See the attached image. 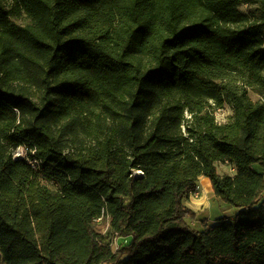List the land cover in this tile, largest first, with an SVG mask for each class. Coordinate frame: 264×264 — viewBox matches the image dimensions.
Wrapping results in <instances>:
<instances>
[{
  "label": "trees",
  "instance_id": "obj_1",
  "mask_svg": "<svg viewBox=\"0 0 264 264\" xmlns=\"http://www.w3.org/2000/svg\"><path fill=\"white\" fill-rule=\"evenodd\" d=\"M249 1L0 0V264H264V23L238 27ZM200 177L234 219L192 226Z\"/></svg>",
  "mask_w": 264,
  "mask_h": 264
},
{
  "label": "rangeland",
  "instance_id": "obj_2",
  "mask_svg": "<svg viewBox=\"0 0 264 264\" xmlns=\"http://www.w3.org/2000/svg\"><path fill=\"white\" fill-rule=\"evenodd\" d=\"M241 1V0H238ZM244 1V0H242ZM261 0H251L249 2H240L237 6V9L243 13L244 15H246L247 17V22H245L244 24H239L238 27H246L251 23H257V24H262L264 23V14L262 13V10H264V7H262V5L260 4ZM7 7H9V4H6ZM15 21V23L19 24V25H26L29 23V19L21 14L17 17H15L13 19ZM236 26L233 25L230 26V28H235ZM251 98L253 100H257L258 97L254 94H250ZM232 110L231 107L229 105H225L224 108L222 110H217L215 112V119L218 121V123H226L228 122V120L231 118L232 116ZM216 168L217 171L220 175H230L232 176L234 174V170L232 165L228 164V163H216ZM254 169L262 172V169L258 166L255 165ZM200 185V189L203 192V195L200 196L197 201H202L203 199H205V196H207V200H209V204L208 206L204 209L205 211L207 210H211L210 214H208L207 216L210 218L209 220H213L212 218L214 217V215H219L220 214V218H227V220H231L232 218L234 219L236 214L238 213V209L232 208L226 204H223L221 202H219L212 194V192L208 193L207 195L204 193L206 192V185H204L203 183H199ZM205 190H204V189ZM209 207V208H208ZM215 221V219L213 220ZM102 223V222H101ZM106 224L107 222H105L103 225H101V228H106ZM125 244L124 239L122 238H118L117 239V245L118 247L123 246Z\"/></svg>",
  "mask_w": 264,
  "mask_h": 264
},
{
  "label": "crops",
  "instance_id": "obj_3",
  "mask_svg": "<svg viewBox=\"0 0 264 264\" xmlns=\"http://www.w3.org/2000/svg\"><path fill=\"white\" fill-rule=\"evenodd\" d=\"M199 183H203L204 185H206V192H204L206 195L211 191V185L210 182L207 178L204 177H200L198 179V186L200 185ZM200 187V186H199ZM201 188V187H200ZM204 189V188H203ZM204 189V190H205ZM209 204V200H207V196H205V199H203L202 201H197L194 199H189V197L185 200L184 205L192 210L195 213V220H193L191 222L192 226L198 230H201L203 227V223H206L207 225H213L215 221H213L214 219L217 220L220 217L219 215H214V217L212 218L213 220H209L210 218L207 216L208 214H210L211 210H207L205 211L204 209L208 206ZM209 208V207H208ZM125 244H127L129 242V239H124Z\"/></svg>",
  "mask_w": 264,
  "mask_h": 264
},
{
  "label": "built area",
  "instance_id": "obj_4",
  "mask_svg": "<svg viewBox=\"0 0 264 264\" xmlns=\"http://www.w3.org/2000/svg\"><path fill=\"white\" fill-rule=\"evenodd\" d=\"M31 154L33 155L34 152L32 151ZM12 157L14 160H17V159L25 160L30 165L31 168H38L41 164L39 160L28 157L27 151L24 147H18L16 150H14V152L12 153ZM135 176H142V173L140 171H137L135 173ZM202 195H203V192L197 185L196 189L192 193H190L188 197L189 199L197 200ZM100 220L101 219H98L97 222H99ZM107 228H108V225L106 224V228L103 229L102 234L106 232ZM117 239L118 238H114L110 242V245L114 249V251H116L119 248L117 245Z\"/></svg>",
  "mask_w": 264,
  "mask_h": 264
}]
</instances>
